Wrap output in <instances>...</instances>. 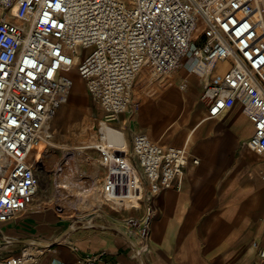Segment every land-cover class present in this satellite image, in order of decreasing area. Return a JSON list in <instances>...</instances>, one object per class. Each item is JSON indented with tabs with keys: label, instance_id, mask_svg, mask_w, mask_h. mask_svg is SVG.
Here are the masks:
<instances>
[{
	"label": "built area",
	"instance_id": "1",
	"mask_svg": "<svg viewBox=\"0 0 264 264\" xmlns=\"http://www.w3.org/2000/svg\"><path fill=\"white\" fill-rule=\"evenodd\" d=\"M260 7L264 10L259 0H0V221L29 210L38 194L36 150L53 144L52 121L69 100L70 71L76 69L104 111L95 140L83 149L96 151L107 170L105 196L132 198L133 208H145L141 216L126 219L130 229L139 230L141 244L133 255L140 257L156 215L154 197L176 180L179 187L189 161L197 164L199 158L143 132L130 146L125 131L120 142L108 129L124 130L114 121L138 107L133 86L140 72L165 78L188 56L202 71L208 117L241 102L255 125L248 145L264 152ZM82 48L90 49L88 56L81 55ZM49 248L25 244L17 255L0 253V264H41ZM259 255L264 264V247ZM72 264L115 262L98 250Z\"/></svg>",
	"mask_w": 264,
	"mask_h": 264
},
{
	"label": "crops",
	"instance_id": "2",
	"mask_svg": "<svg viewBox=\"0 0 264 264\" xmlns=\"http://www.w3.org/2000/svg\"><path fill=\"white\" fill-rule=\"evenodd\" d=\"M83 50L81 55L88 56L90 51L83 55ZM200 72L188 56L165 78L140 72L133 88L138 107L126 110L114 121L124 130L108 129L120 142L125 131L130 146L134 135L143 132L162 145L185 148L199 158L197 164L189 161L179 187L176 180L175 186L154 197L156 215L148 249L140 257L133 255L141 244L139 230L130 229L125 220L144 214L143 206L122 218L95 220L72 219L51 207L31 206L10 220L0 221L1 256L17 255L25 244L55 243L41 264H72L98 250L107 251L115 264H259L258 249L264 247V152L248 145L255 125L241 102L216 118L208 117L201 101L205 85ZM80 80L84 81L81 76ZM84 93L90 98L87 89ZM90 100L102 118L103 109ZM86 130L83 126V133ZM73 163L78 168L77 179L89 181L91 177L86 178L83 171L92 168L91 162L83 163V169L80 159ZM98 194L104 195V190ZM107 200L126 211L136 203L132 198Z\"/></svg>",
	"mask_w": 264,
	"mask_h": 264
},
{
	"label": "rangeland",
	"instance_id": "3",
	"mask_svg": "<svg viewBox=\"0 0 264 264\" xmlns=\"http://www.w3.org/2000/svg\"><path fill=\"white\" fill-rule=\"evenodd\" d=\"M259 2L264 7V0H259ZM257 20L259 37L264 45V10L261 7L258 11ZM202 30L203 26L200 25L195 33L196 43L200 41L199 36ZM89 51L90 49L83 50V55H87ZM70 72L74 85L71 89L68 102L59 109L52 121L53 144L42 146V150L41 148L36 150L39 154L41 153L38 165L35 166L36 171L39 170V190L31 206L36 208L51 207L61 216L72 219L95 220L109 218V216L117 218L128 216L129 212L135 210L134 208L126 211L124 210L125 208L112 204L106 197L104 198L105 193L104 195L102 194L103 197L98 194L104 190L103 182L107 175L105 168L101 170L103 167L98 161V153L94 150H87L86 155L82 156V154L79 155L80 149H71V146L81 147L95 140L98 123L102 114L91 102L90 98H87L85 93L82 94L83 89L86 91V85L84 81L80 80V75L77 71L72 70ZM261 75L264 79V68L261 70ZM90 124L91 126H89ZM83 126H87V132L85 133H83ZM92 126L95 127L92 128ZM61 135H64L65 139H62ZM79 159L81 162L79 165L82 169V164L86 161L91 162L92 170L97 169V173H93L94 170L92 171L91 169L83 171L86 178H91L89 181L80 179L78 183L81 193L78 190L74 192L72 189L74 187L73 183L76 181V176L72 173L73 171L71 172L72 178H67V182L61 181L62 178L66 179L68 171L73 169V162ZM90 180L92 182L98 180V182L93 184ZM102 207L107 212L101 209ZM260 263L262 264L261 261H259Z\"/></svg>",
	"mask_w": 264,
	"mask_h": 264
},
{
	"label": "bare ground",
	"instance_id": "4",
	"mask_svg": "<svg viewBox=\"0 0 264 264\" xmlns=\"http://www.w3.org/2000/svg\"><path fill=\"white\" fill-rule=\"evenodd\" d=\"M15 11H16V7L14 8L13 12H15ZM16 21L18 22L19 20H16ZM196 31H197V29H195L194 35H195ZM178 66H179V64H178L175 68H177ZM227 66H228V64H223V68H227ZM175 68H174V69H175ZM174 69H173V70H174ZM173 70H172V71H173ZM172 71H171V72H172ZM169 73H170V72H169ZM169 73H168V74H169ZM133 88H134V86H133ZM37 149H38V148H37ZM73 149H74V150H79V149H80L81 151L79 150V152H80L79 155L82 154V156H83V155H86V153H87L83 148L74 147ZM77 153H78V152H77ZM98 161H99V160H98ZM74 165H75V164H73V169H72V170H69L70 172L68 171V176H66V179H65V178H62L61 181H62V182H67V178H68V179H69L70 177L72 178V176H71V172L73 171L72 173L74 174V176H76V180H77V182L75 181V182L73 183V185H74V188H77L78 186H80L79 183H78L80 180L77 179V177H79V176L76 175V174L78 173V168H74V167H75ZM66 167H67V166H66ZM38 189H39V188H38ZM125 199H129V198H125ZM125 199H124V200H125Z\"/></svg>",
	"mask_w": 264,
	"mask_h": 264
},
{
	"label": "water",
	"instance_id": "5",
	"mask_svg": "<svg viewBox=\"0 0 264 264\" xmlns=\"http://www.w3.org/2000/svg\"><path fill=\"white\" fill-rule=\"evenodd\" d=\"M41 243V242H40ZM55 243H41V246H50L52 247Z\"/></svg>",
	"mask_w": 264,
	"mask_h": 264
}]
</instances>
